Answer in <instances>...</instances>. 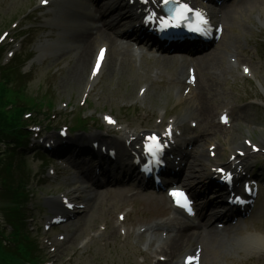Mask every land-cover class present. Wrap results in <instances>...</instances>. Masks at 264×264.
<instances>
[{
    "label": "rangeland",
    "instance_id": "obj_1",
    "mask_svg": "<svg viewBox=\"0 0 264 264\" xmlns=\"http://www.w3.org/2000/svg\"><path fill=\"white\" fill-rule=\"evenodd\" d=\"M52 6L50 3L48 7L41 8L38 0H0V33L9 28V35H16L19 53H22L16 69L26 74L23 85L27 94H46L43 96L52 102L53 112H58L53 120L40 115L41 123L51 128L50 131H42L43 146L50 140L58 141L53 130L60 123L72 125L74 116L80 114L90 119L93 128L88 127L84 134L70 132L67 142L81 145L82 140L89 141V137L97 133L95 128L100 125V114L107 112L113 114L125 129L136 133L157 127L161 129L173 119L181 132L180 137L199 143L193 144L187 153L191 155L193 164H200L196 166L200 175L206 169L202 164L205 158H209L210 166L224 164L230 151L244 146L246 138L264 150V97L255 82L240 72V66L247 65L254 79L264 88V0H241L222 9V39L215 50L203 57L160 56L146 48L136 57L131 44L116 37L108 45L103 69L83 106H80V98L85 91L89 63L80 80L72 78L75 70L72 65L75 63V43H79L86 32L84 29H72L64 34L57 29L51 22L55 17ZM105 18L111 20L107 14ZM122 21L118 28L124 31L131 21L127 15ZM13 22L16 26L11 28ZM92 34L91 56L99 44L95 33ZM5 45L3 57L7 50L18 49L8 44L7 38ZM50 45L60 48L57 56L27 67L24 61L30 54H35V47L47 48ZM228 53L233 57L228 58ZM189 65L195 67L197 82L196 87L185 94L183 79ZM142 86L146 89L139 94ZM70 110L73 113H69ZM222 111L229 116V127L218 123V115ZM191 121L196 125L194 128L190 126ZM107 138L100 142L111 143L115 136L108 134ZM211 144L216 146L218 155L213 159L207 154V147ZM72 148L70 146L65 155L66 163L56 167L52 177L41 169L42 160L32 155L33 150L24 160L26 168L31 170L30 187L34 191L32 233L46 250L49 261L54 264H158V260L163 258L160 259L162 264H177L180 256L198 243L202 250L201 264H264V188L260 189L252 213L243 223L239 219L236 225L229 224L220 230L214 224L213 229L208 230L190 228L189 234H201L175 254H168L166 243L159 242L160 230H154L150 236H147V230L132 232L139 225L166 219L171 212L167 201L148 189L141 190L133 182H106L105 170L100 175V184L95 185L91 180L87 182L85 173L92 176L91 166L97 160H91L82 153L73 158ZM245 151L246 156L240 158L239 163L246 166L245 173H264V151L252 153L248 148ZM48 162L51 163L49 167L57 163L56 160ZM77 163L80 164L79 169L74 167ZM87 167L90 170L82 173ZM108 174L113 176L114 173L111 170ZM91 176L88 178L92 179ZM116 176L120 177L119 170ZM204 179L197 178L194 182ZM58 194L67 195L85 207L65 228H55L42 237L36 230L37 227L40 229L46 216L42 206L51 207ZM119 212H126L124 221L129 231L125 236L119 233L115 223V215ZM100 225L105 229L100 230ZM58 234H65L64 239L57 240ZM87 237L88 241L83 243ZM42 239L49 243L48 251ZM50 248L54 250L49 252Z\"/></svg>",
    "mask_w": 264,
    "mask_h": 264
},
{
    "label": "bare ground",
    "instance_id": "obj_2",
    "mask_svg": "<svg viewBox=\"0 0 264 264\" xmlns=\"http://www.w3.org/2000/svg\"><path fill=\"white\" fill-rule=\"evenodd\" d=\"M61 2L64 4L63 6H60V5L56 6L59 9L62 10V15H61V18L58 20V24L59 25L62 24L64 26H66V27H71V26L78 25L79 22H78L76 16H70L69 15L68 11L70 9L68 8V5H72V7L74 8L73 12L75 11L76 7L83 9L84 6L81 3H75V5H74V3L72 1H69V0H62ZM211 14H212V16H214L215 11L211 10ZM112 30H113L112 26L106 25V27H104L103 30H100V31L96 32V34H98V40L99 41L103 40L104 42H107L108 40L112 39V34H111ZM80 43L82 44V47H81V49H80V51L78 53V56H77V59L75 60V63L72 65V69L73 70L75 69L74 72H73V76H72V78L74 80H80V78L82 76V73L85 71L86 66L88 65V63L91 60V57L94 56V53H93L92 56L90 54L91 53L90 50L92 51V48H93V45L90 42V36H85V37L81 38V42ZM41 51L42 50H40V52ZM42 52H44V51H42ZM72 78H70L69 80L73 83L74 81H73ZM199 97L201 98V96H199ZM237 149H239V148H237ZM233 153H234L233 151L230 152V154H233ZM206 161H208V160H203L202 164L204 162H206ZM205 166H207V165H205ZM194 167H195V165L191 167V170H192L191 172L193 174H194V171L196 170V169H194ZM203 175L208 177L211 174L208 172L207 169H205V171L203 172ZM194 177L197 178L198 176L194 175ZM96 202L97 201H95L93 203V205ZM84 224L85 223H83L82 226ZM195 235H196L195 233H192V234H190V236H188V234H187V232L185 230H182V231L176 233L172 238H169L167 240L166 245H165V251L168 254H172V253L175 254L176 252H178L183 247L184 244L189 242V240L191 238H195ZM158 264H162V263L159 262Z\"/></svg>",
    "mask_w": 264,
    "mask_h": 264
},
{
    "label": "trees",
    "instance_id": "obj_3",
    "mask_svg": "<svg viewBox=\"0 0 264 264\" xmlns=\"http://www.w3.org/2000/svg\"><path fill=\"white\" fill-rule=\"evenodd\" d=\"M2 102L1 105H3ZM20 120V113H7L5 116L0 114V156L3 152L1 145L8 146L10 141H16L18 136L15 135L17 130V124ZM2 185L9 190V180L3 179ZM13 196L16 198L22 197V194L17 190V188L13 192ZM20 214L19 206L14 205L12 207V211L9 214V211L6 213L7 217L16 218L18 219V215ZM2 256L0 252V257Z\"/></svg>",
    "mask_w": 264,
    "mask_h": 264
}]
</instances>
